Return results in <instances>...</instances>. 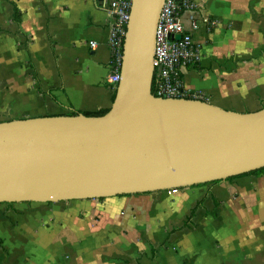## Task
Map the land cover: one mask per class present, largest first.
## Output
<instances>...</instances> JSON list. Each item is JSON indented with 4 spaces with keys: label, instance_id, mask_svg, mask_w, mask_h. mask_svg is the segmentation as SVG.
Segmentation results:
<instances>
[{
    "label": "crops",
    "instance_id": "crops-1",
    "mask_svg": "<svg viewBox=\"0 0 264 264\" xmlns=\"http://www.w3.org/2000/svg\"><path fill=\"white\" fill-rule=\"evenodd\" d=\"M110 1L0 0V122L110 108ZM190 1L179 16L198 24L197 57L178 68L183 87L260 110L264 0ZM169 192L0 203V264H264V174Z\"/></svg>",
    "mask_w": 264,
    "mask_h": 264
},
{
    "label": "water",
    "instance_id": "water-1",
    "mask_svg": "<svg viewBox=\"0 0 264 264\" xmlns=\"http://www.w3.org/2000/svg\"><path fill=\"white\" fill-rule=\"evenodd\" d=\"M163 1L131 0L120 79L105 114L0 122V203L165 191L264 167V107L239 113L151 93Z\"/></svg>",
    "mask_w": 264,
    "mask_h": 264
},
{
    "label": "built area",
    "instance_id": "built-area-1",
    "mask_svg": "<svg viewBox=\"0 0 264 264\" xmlns=\"http://www.w3.org/2000/svg\"><path fill=\"white\" fill-rule=\"evenodd\" d=\"M131 0H111L107 12L112 18L109 46L112 52L111 69L107 81L115 85L120 79V63L122 46L129 19ZM190 0H164L159 10L154 33V50L152 66L155 76V92L161 98H195L183 87L178 68L196 60L192 34L198 29L192 16L188 18L189 28L186 29L179 16L180 9H192ZM176 36H179L176 39ZM91 48L96 47L95 41H89ZM176 189H171L174 192Z\"/></svg>",
    "mask_w": 264,
    "mask_h": 264
},
{
    "label": "trees",
    "instance_id": "trees-1",
    "mask_svg": "<svg viewBox=\"0 0 264 264\" xmlns=\"http://www.w3.org/2000/svg\"><path fill=\"white\" fill-rule=\"evenodd\" d=\"M19 11L18 9L14 6V10H13V15H12V21H14L15 23H19ZM151 93L156 96V92H155V76L153 77L152 79V84H151ZM115 97V92H114V96H113V99ZM188 98H191V97H188ZM108 110H99V111H96L94 113H89V112H86V113H83L84 115L86 116H101L103 114H105ZM79 112L78 111H70L68 113L69 116H75L77 115ZM264 174V167L263 168H260V169H257V170H254V171H250L248 173H243V174H240V175H236V176H233V177H229V178H226L225 181H230V180H233V179H236V178H241V177H244V176H255V177H258V176H261ZM223 180H217V181H213V182H209L211 184H216V183H219ZM208 183H203V184H197V185H194V186H200V185H206ZM119 196H126V195H119ZM99 199H102V198H99ZM194 210L193 209L191 212H190V215L189 217L186 219V221L182 224V226L180 228H184V227H187L188 224H189V221L191 220V218L193 217L194 215ZM193 226V224H191Z\"/></svg>",
    "mask_w": 264,
    "mask_h": 264
},
{
    "label": "rangeland",
    "instance_id": "rangeland-1",
    "mask_svg": "<svg viewBox=\"0 0 264 264\" xmlns=\"http://www.w3.org/2000/svg\"><path fill=\"white\" fill-rule=\"evenodd\" d=\"M168 191H170V190H168ZM170 193V192H169ZM213 208V207H212ZM228 230H235L234 228H232L231 226L230 227H228ZM240 233H241V231H239Z\"/></svg>",
    "mask_w": 264,
    "mask_h": 264
}]
</instances>
